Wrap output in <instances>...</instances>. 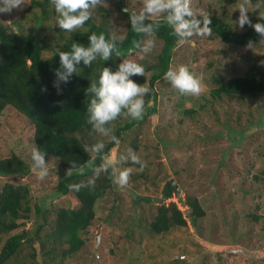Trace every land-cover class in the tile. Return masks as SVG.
<instances>
[{
	"label": "rangeland",
	"instance_id": "obj_1",
	"mask_svg": "<svg viewBox=\"0 0 264 264\" xmlns=\"http://www.w3.org/2000/svg\"><path fill=\"white\" fill-rule=\"evenodd\" d=\"M31 1L27 0L22 8L0 13V21L14 31L44 38L45 54L51 56L60 41L55 16L39 19V9L29 11ZM239 2L192 0V6L209 15L224 14L232 21L239 16L235 9ZM141 3L142 0H104L93 10L92 18L100 19L97 10L105 8L110 13L112 32L124 38L130 21L124 9L138 8ZM256 12H249L251 19L257 17ZM247 27L246 24L243 29ZM153 38L155 48L143 59L147 67L156 63L163 47L160 39ZM180 65H187L200 77L201 92L184 94L169 81L157 83L156 112L146 117L150 104L143 117L137 118L145 120L138 135V150L125 141L111 155L119 161L118 152L127 155L129 149L133 150L145 162L147 177L139 178L140 168L131 165L128 183L115 185L98 200L93 226L82 234L85 245L72 257L62 262L60 257L49 259L40 240L34 241L35 249L25 241L21 256L27 264H264V118L261 126H255L264 115V96L243 104L225 99L216 108L202 107L219 76L224 80L245 76L252 68L264 80V42L241 47L225 43L212 33L193 35L174 48L170 67ZM146 78L144 84L150 90V73ZM146 97L147 94L145 100ZM191 109L196 114H185ZM35 148L16 123L0 115V157L17 154L30 168L18 180L0 175V190L7 181L30 186L34 211L26 226L13 234L26 232L31 239L40 226L46 228L40 233L44 238L59 208L76 204L70 196L56 191L61 176L57 159L48 160L49 173L43 178L33 170L31 153ZM126 161L107 169L129 168L124 165ZM105 171L101 169L94 176L103 177ZM168 180L177 184L178 192L165 201L161 190ZM188 196L198 197L206 211L196 226L190 224V211L185 206ZM162 203H176L190 225L174 227L164 235L153 233L150 222ZM46 246L52 248L50 243Z\"/></svg>",
	"mask_w": 264,
	"mask_h": 264
},
{
	"label": "trees",
	"instance_id": "obj_2",
	"mask_svg": "<svg viewBox=\"0 0 264 264\" xmlns=\"http://www.w3.org/2000/svg\"><path fill=\"white\" fill-rule=\"evenodd\" d=\"M236 3L239 0H231ZM39 9L41 17L48 19L56 16L55 9L50 0H32L31 10ZM97 12L100 19L95 21L92 17L86 22L87 31L77 30L68 33L55 27L59 34V42L53 48V54L46 56V44L44 38L33 36L31 32L14 31L9 25L0 21V115H6L12 123H16L17 129L26 133L35 143L36 148L47 154L46 159H57L60 165L61 176L56 186L60 195L70 196L76 204L70 207H61L55 212V218L50 223L48 233L41 238V232L45 226H40L34 239L27 238L26 232L13 234L16 230L30 220L34 211L32 192L28 184L16 181H7L0 190V264H27L21 256L25 241L32 249L34 241L40 240L43 253L49 259L61 258V262L72 257L85 245L82 234L93 226L96 217V204L98 200L107 194L108 190H114L113 170L106 169L102 176H94L96 168L104 163L105 156H111L114 149H119L123 142L129 141L135 150H138L141 129L145 120L131 117L118 116L109 122L116 141L109 137L102 138V134L96 132L87 123V102L85 89L92 79L98 77L103 66H111L113 70L119 62L127 57L140 60L134 55L133 49L137 41L145 37L131 28L129 21L127 34L122 41H118L117 50L120 55H113L108 61L99 57L91 66L78 65L77 73H73L67 83H61L59 89L55 86V69L59 68V55L56 50H70L74 42L85 45L89 43L88 36L91 32L97 34L103 32L106 35L112 33L110 13L103 7ZM212 19L211 33L221 38L225 43L247 47L249 41L253 46L264 42L261 35L248 25L246 29L235 27L224 14H210ZM258 17L252 18L256 22ZM156 21L155 36L163 42L160 55L155 64L145 66L146 75L150 73V90L147 93L145 107L150 105L149 116L156 112L158 93L155 85L166 82L164 73L171 66L174 48L177 46V37L171 27L162 17L153 18ZM136 51H139L136 49ZM136 81L144 84L146 76L136 75ZM217 86L211 89L210 98L206 99L205 106L221 105L223 100L239 101L242 104L246 100L259 99L264 96V80L251 68L245 76L232 77L224 80L221 76L216 78ZM194 109L185 114L193 115ZM196 114V113H195ZM256 127L263 124L264 115L261 116ZM134 135V136H133ZM97 140H103L105 148L102 153L86 152L85 145H91ZM121 154L118 152L117 157ZM72 161L76 163L72 167ZM126 167L137 165L141 174L139 178L147 177V167H141L127 160ZM29 165L19 156L0 157V175L18 180L19 176L29 171ZM81 172H75L78 170ZM70 172H64V171ZM75 185H80L79 189ZM178 192V186L172 180L165 182L161 190V198L165 201L171 199ZM188 207L190 224L196 226L198 219L206 215V211L198 197L188 196L185 199ZM36 210L42 212L39 206ZM189 221L184 212L176 203H162L158 207L155 218L150 222L151 231L158 235L167 234L172 228L188 227ZM44 240V241H43ZM37 242V241H36ZM52 244V248L46 245ZM65 246H67L65 248ZM61 250V251H58ZM34 258V254H31ZM181 258L176 262H181Z\"/></svg>",
	"mask_w": 264,
	"mask_h": 264
},
{
	"label": "clouds",
	"instance_id": "obj_3",
	"mask_svg": "<svg viewBox=\"0 0 264 264\" xmlns=\"http://www.w3.org/2000/svg\"><path fill=\"white\" fill-rule=\"evenodd\" d=\"M27 0H0V13L10 12L15 8H22ZM55 9V22L59 29L66 32L77 30L87 31L86 22L93 15V10L104 3V0H50ZM235 9L239 10V16L232 20L235 27L243 29L249 25L261 35L264 40V0H240ZM234 9V10H235ZM259 9L258 12L256 10ZM125 12L129 13L131 28L144 34L142 41H137L133 51L140 60L155 48L156 21L154 17H162L171 27L173 34L177 37L179 44L185 43L193 35L206 36L212 31L210 25L212 19L204 10L195 9L192 0H142L138 8L126 7ZM249 12H256V22L249 16ZM123 36L112 32L108 35L101 32H91L88 36L87 45L74 42L70 50H56L59 55V68L55 69V86L59 89L60 84L67 83L73 73H77L78 65L83 62L84 66H91L98 57L108 61L115 55L119 56L117 50L118 41ZM249 41L247 47H252ZM136 49L139 51L137 52ZM146 76L145 66L136 59L123 58L113 70L111 66H103L97 78L92 79L90 85L85 89L87 102V123L98 133L111 140L116 141L117 137L109 127V122L117 119L118 116L142 118L145 113V96L149 88L145 84L138 83L134 76ZM164 78L171 85L184 94L198 95L202 90L201 79L190 71L187 65L169 67L164 73ZM105 148L103 140H97L91 145H85L86 152L102 153ZM47 154L39 148L33 149L31 153L33 170L43 178L49 173ZM130 160L138 164L141 169L145 162L131 149L127 155L121 154L119 161ZM113 156H105L104 163L96 168L99 174L101 169H107L118 163ZM76 163L72 161V167ZM131 168H113V182L116 186L126 185L129 181ZM77 190L80 185H75ZM187 207V206H186ZM188 209V207H187Z\"/></svg>",
	"mask_w": 264,
	"mask_h": 264
},
{
	"label": "water",
	"instance_id": "obj_4",
	"mask_svg": "<svg viewBox=\"0 0 264 264\" xmlns=\"http://www.w3.org/2000/svg\"><path fill=\"white\" fill-rule=\"evenodd\" d=\"M115 185V184H114Z\"/></svg>",
	"mask_w": 264,
	"mask_h": 264
}]
</instances>
